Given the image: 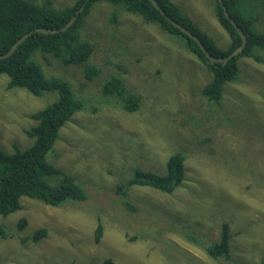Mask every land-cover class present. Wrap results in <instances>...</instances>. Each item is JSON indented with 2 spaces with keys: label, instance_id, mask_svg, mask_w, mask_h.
I'll list each match as a JSON object with an SVG mask.
<instances>
[{
  "label": "rangeland",
  "instance_id": "374dc122",
  "mask_svg": "<svg viewBox=\"0 0 264 264\" xmlns=\"http://www.w3.org/2000/svg\"><path fill=\"white\" fill-rule=\"evenodd\" d=\"M74 1L52 3L63 7ZM173 1L220 47L229 46L214 0ZM92 7L83 33L99 36L100 49L91 58L101 68L95 79L51 54L56 63L48 56L41 62L46 75L68 80L87 102L61 128L47 155L81 182L87 198L54 206L23 196L21 208L3 220L8 231L0 237L3 264H102L106 257L115 264H264V62L241 56L240 79L224 84L220 105L208 100L204 107L199 92L212 73L187 50L184 37L123 9L116 30L108 19L112 4ZM259 20L264 28V9ZM113 74L141 94L138 110L128 112L121 98L103 93ZM7 81L1 74L0 147L11 152L13 140L33 143L24 128L58 93L35 96L7 88ZM221 112L235 122L222 121ZM208 134L217 140L203 144L198 138ZM179 149L187 154L185 180L172 194L143 185L130 186L126 198L117 192L137 168L163 174L168 156ZM22 216L27 221L20 229ZM224 221L231 228L232 259L215 260L204 244L219 240ZM42 227L46 237L24 240Z\"/></svg>",
  "mask_w": 264,
  "mask_h": 264
},
{
  "label": "trees",
  "instance_id": "16d2710c",
  "mask_svg": "<svg viewBox=\"0 0 264 264\" xmlns=\"http://www.w3.org/2000/svg\"><path fill=\"white\" fill-rule=\"evenodd\" d=\"M157 1L168 15L196 33L213 55L227 56L241 45V35L225 15L219 0H214L213 11L230 37L227 48L220 47L215 39L187 14L182 5L173 0ZM100 2L110 3L115 8L111 10L112 14L108 19L109 24L116 30L119 24L118 13L123 9L129 13L140 14L144 21L158 24L173 35L184 37L187 50L212 73V79L204 84L199 92L200 96L206 98L204 107L210 105L209 101L218 102L220 105L224 84L234 83L240 79L239 58L241 56H250L264 62V55L259 52L264 51V28L260 26L259 20L261 9H264V0H224L231 17L247 35V43L243 51L228 59L227 62H211L198 42L172 24L150 0H75L63 7H56L52 0H0V54L7 52L18 38L30 30L37 27L55 28L65 25L76 11L85 5L75 22L66 30L57 33L35 31L20 43L10 56L0 58V75L8 76L7 88H24L35 96H43L46 92L53 91L58 93L56 100L32 113L31 118L34 122L24 128L28 138L33 139L31 145L28 146L30 142L20 145L13 140L8 148L13 151L8 152L0 147L1 238L8 235L3 223L4 218L21 208L23 196L36 198L54 206L69 199L85 200L87 198V192L81 182L74 176L64 173L47 159L48 153L53 150L60 137L61 128L77 111L84 109L87 102L76 94L75 88L68 80L46 75L45 65L43 67L41 62L45 63L46 59L43 56H48L52 65L58 59L66 66H82L83 75L89 80L95 79L101 72V68L93 63L91 58L97 49H100L99 36H96L95 32L87 31V35L96 41L95 44L83 33V29L87 24V17L92 6ZM50 54L57 59L51 60ZM102 90L104 94H114L121 98L122 103H120L128 112L138 110L142 104L141 94L130 90L120 75L113 74L107 78ZM97 111L94 107L93 112ZM198 113L203 112L199 110ZM219 115L222 116V121L235 122L234 119L228 118L225 112ZM232 125L235 126V123ZM203 135L198 138L203 144L217 140L213 134H208L204 138ZM186 156V152L182 149L173 151L166 160V171L163 174L137 168L127 178L125 184L117 185V192L126 198L130 186L143 185L172 194L185 180ZM126 204L131 210L135 209L129 201H126ZM26 221L25 216L20 218V229L25 227ZM47 234L48 230L42 227L24 240L31 238L37 242ZM100 235L101 231L98 237ZM193 237L198 240L195 236ZM204 249L215 260L232 259L229 222L224 221L221 224L219 240L204 244ZM103 260L102 264H115L112 257H106ZM0 264H3L1 259Z\"/></svg>",
  "mask_w": 264,
  "mask_h": 264
},
{
  "label": "water",
  "instance_id": "95a60500",
  "mask_svg": "<svg viewBox=\"0 0 264 264\" xmlns=\"http://www.w3.org/2000/svg\"><path fill=\"white\" fill-rule=\"evenodd\" d=\"M152 2V4L158 9L160 10V12L172 23L174 24L176 27H178L180 30H182L185 34H187L188 36L194 38L198 44L200 45V47L202 48V50L204 51V53L206 54V56L210 59L211 62H216V61H223V62H227L228 59H230L231 57L239 54L240 52L243 51V49L246 46L247 43V35L245 34V32L243 31V29L238 25V23L231 17L225 3L224 0H219L225 15L230 19V21L232 22V24L237 28L238 32L241 35L242 38V43L241 45H239L237 48H235L230 54H228L227 56H216L213 55L212 53L209 52V50L206 48V46L204 45V43L201 41V39L199 38V36L194 33L192 30H190L188 27L184 26L183 24H181L180 22H178L177 20H175L174 18H172L170 15H168L166 13V11L161 7V5L159 4V2L157 0H150ZM85 8V5H82L81 8L79 10L76 11V13L71 17V19L63 26L61 27H55V28H43V27H37L33 30H30L28 32H26L25 34H23L20 38H18L13 45L10 47V49L5 52L0 54V58H5L7 56H10L19 46L20 43H22L28 36H30L33 32L35 31H40L43 33H57L63 30H66L68 27H70L76 20L78 14L83 11Z\"/></svg>",
  "mask_w": 264,
  "mask_h": 264
},
{
  "label": "bare ground",
  "instance_id": "6f19581e",
  "mask_svg": "<svg viewBox=\"0 0 264 264\" xmlns=\"http://www.w3.org/2000/svg\"><path fill=\"white\" fill-rule=\"evenodd\" d=\"M181 135V134H180Z\"/></svg>",
  "mask_w": 264,
  "mask_h": 264
}]
</instances>
